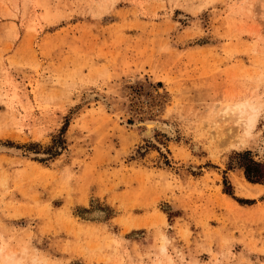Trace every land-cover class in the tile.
<instances>
[{
    "label": "rangeland",
    "instance_id": "374dc122",
    "mask_svg": "<svg viewBox=\"0 0 264 264\" xmlns=\"http://www.w3.org/2000/svg\"><path fill=\"white\" fill-rule=\"evenodd\" d=\"M239 153L264 0H0V264H264Z\"/></svg>",
    "mask_w": 264,
    "mask_h": 264
},
{
    "label": "bare ground",
    "instance_id": "6f19581e",
    "mask_svg": "<svg viewBox=\"0 0 264 264\" xmlns=\"http://www.w3.org/2000/svg\"><path fill=\"white\" fill-rule=\"evenodd\" d=\"M236 108L240 111L241 114H247L246 121H245V123H243V130L246 133H250V131L253 129V127L255 125V121H256V117H255L256 113H250L249 112V110L256 111L254 104L250 103V102L249 103L248 102L240 103V104L234 105L232 110H234ZM145 126L147 128L146 133L148 135H152L153 129L155 127H160L166 131V127H165V125H163V123L161 124L159 122H155L152 120L146 121Z\"/></svg>",
    "mask_w": 264,
    "mask_h": 264
},
{
    "label": "trees",
    "instance_id": "16d2710c",
    "mask_svg": "<svg viewBox=\"0 0 264 264\" xmlns=\"http://www.w3.org/2000/svg\"><path fill=\"white\" fill-rule=\"evenodd\" d=\"M246 153H239L245 162L241 165L244 168L245 177L253 183L264 182V163L256 162L249 156L246 157Z\"/></svg>",
    "mask_w": 264,
    "mask_h": 264
},
{
    "label": "crops",
    "instance_id": "0c3cea01",
    "mask_svg": "<svg viewBox=\"0 0 264 264\" xmlns=\"http://www.w3.org/2000/svg\"><path fill=\"white\" fill-rule=\"evenodd\" d=\"M238 174H239V172H238Z\"/></svg>",
    "mask_w": 264,
    "mask_h": 264
}]
</instances>
